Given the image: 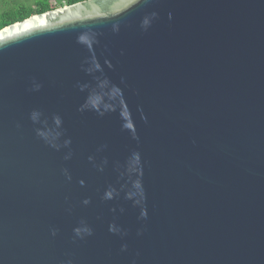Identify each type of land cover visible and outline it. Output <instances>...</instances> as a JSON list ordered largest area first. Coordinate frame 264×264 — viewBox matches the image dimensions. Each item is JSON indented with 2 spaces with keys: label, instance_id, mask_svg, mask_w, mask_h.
I'll return each instance as SVG.
<instances>
[{
  "label": "water",
  "instance_id": "1",
  "mask_svg": "<svg viewBox=\"0 0 264 264\" xmlns=\"http://www.w3.org/2000/svg\"><path fill=\"white\" fill-rule=\"evenodd\" d=\"M0 264H264V0L0 29Z\"/></svg>",
  "mask_w": 264,
  "mask_h": 264
},
{
  "label": "trees",
  "instance_id": "2",
  "mask_svg": "<svg viewBox=\"0 0 264 264\" xmlns=\"http://www.w3.org/2000/svg\"><path fill=\"white\" fill-rule=\"evenodd\" d=\"M83 0H0V29L16 21Z\"/></svg>",
  "mask_w": 264,
  "mask_h": 264
},
{
  "label": "rangeland",
  "instance_id": "3",
  "mask_svg": "<svg viewBox=\"0 0 264 264\" xmlns=\"http://www.w3.org/2000/svg\"><path fill=\"white\" fill-rule=\"evenodd\" d=\"M53 3H56V0H52Z\"/></svg>",
  "mask_w": 264,
  "mask_h": 264
}]
</instances>
